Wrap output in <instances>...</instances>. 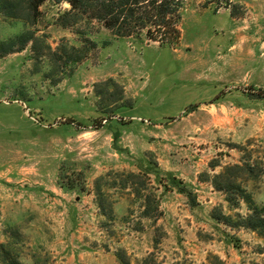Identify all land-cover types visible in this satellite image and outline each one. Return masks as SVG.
Here are the masks:
<instances>
[{
	"label": "rangeland",
	"instance_id": "obj_1",
	"mask_svg": "<svg viewBox=\"0 0 264 264\" xmlns=\"http://www.w3.org/2000/svg\"><path fill=\"white\" fill-rule=\"evenodd\" d=\"M210 1L166 45L0 12V264H264V0Z\"/></svg>",
	"mask_w": 264,
	"mask_h": 264
},
{
	"label": "trees",
	"instance_id": "obj_2",
	"mask_svg": "<svg viewBox=\"0 0 264 264\" xmlns=\"http://www.w3.org/2000/svg\"><path fill=\"white\" fill-rule=\"evenodd\" d=\"M47 1H52L56 5L70 4L69 9L64 10L60 17L63 27L72 26L78 22L97 21L118 38L143 37L161 45L171 44L181 38L179 25L186 0H18L16 4L25 3L36 14L39 7ZM215 1L218 3V8H228L231 4V0H212L210 3ZM16 4L10 0H0V12L15 16L13 10ZM23 43L25 44L26 41ZM11 45L4 50V53L15 52ZM251 95L264 100V89L254 91ZM68 123L73 124L74 122L69 120ZM219 178L220 175L215 176L213 183H219L217 181ZM216 187L226 194V200L231 203L230 194L234 190L233 187L229 185L221 187L218 184ZM178 190L188 197L192 205L195 204L190 191L180 185H178ZM242 194L252 214L241 217V220L245 227L259 228L258 225L262 222L259 210L246 193ZM123 264L129 263L123 262Z\"/></svg>",
	"mask_w": 264,
	"mask_h": 264
},
{
	"label": "crops",
	"instance_id": "obj_3",
	"mask_svg": "<svg viewBox=\"0 0 264 264\" xmlns=\"http://www.w3.org/2000/svg\"><path fill=\"white\" fill-rule=\"evenodd\" d=\"M261 44L264 45V42H262ZM235 47H236V45L231 46V48H235ZM262 48L263 47H260L261 50H262ZM246 54L253 55L254 54V51L248 49L247 52H246ZM262 101H264V100H262Z\"/></svg>",
	"mask_w": 264,
	"mask_h": 264
},
{
	"label": "water",
	"instance_id": "obj_4",
	"mask_svg": "<svg viewBox=\"0 0 264 264\" xmlns=\"http://www.w3.org/2000/svg\"><path fill=\"white\" fill-rule=\"evenodd\" d=\"M67 5L70 7V4L69 3H67Z\"/></svg>",
	"mask_w": 264,
	"mask_h": 264
}]
</instances>
